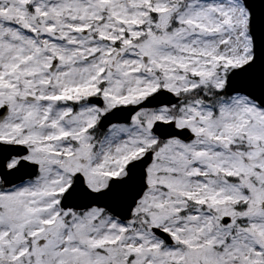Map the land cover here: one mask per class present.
<instances>
[{
  "label": "snow or ice",
  "instance_id": "obj_1",
  "mask_svg": "<svg viewBox=\"0 0 264 264\" xmlns=\"http://www.w3.org/2000/svg\"><path fill=\"white\" fill-rule=\"evenodd\" d=\"M0 264H264V0H0Z\"/></svg>",
  "mask_w": 264,
  "mask_h": 264
}]
</instances>
